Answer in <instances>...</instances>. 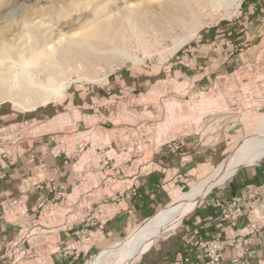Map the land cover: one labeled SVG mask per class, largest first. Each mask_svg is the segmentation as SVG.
Segmentation results:
<instances>
[{
    "label": "rangeland",
    "instance_id": "1",
    "mask_svg": "<svg viewBox=\"0 0 264 264\" xmlns=\"http://www.w3.org/2000/svg\"><path fill=\"white\" fill-rule=\"evenodd\" d=\"M163 1L0 0V28L10 39L23 20L38 14L51 19L61 8L74 22L94 18L99 8L103 18H116L118 7L147 6L140 16L144 30L127 38L124 54L102 47L109 57L93 64L91 76L71 66L62 95L37 99L29 108L0 97V178L19 159L36 160L27 189L44 183L47 190L21 210V237L10 241L9 251L11 261L20 259L16 264L38 262L28 245L44 235H52L57 255L73 247L81 264H134L243 168L264 159L248 149L264 123V0H194L189 6L200 16L199 30ZM242 22L249 25L243 29ZM78 28L55 25L53 34L77 39ZM229 161L237 172L212 186ZM196 197L173 229L159 232L142 252L130 251L142 233L158 227L153 221L160 230L170 227ZM15 218L8 213V220ZM65 233L68 244L61 245ZM23 242L32 260L26 263L15 253Z\"/></svg>",
    "mask_w": 264,
    "mask_h": 264
},
{
    "label": "bare ground",
    "instance_id": "2",
    "mask_svg": "<svg viewBox=\"0 0 264 264\" xmlns=\"http://www.w3.org/2000/svg\"><path fill=\"white\" fill-rule=\"evenodd\" d=\"M16 1L19 3L24 0ZM25 1L26 4L30 2V0ZM129 1L127 0V2ZM173 1L164 0L162 7L165 6L173 11L176 18L190 21L192 26L195 27L194 29L199 30L200 16L190 10L189 6L190 2L194 0H180L181 3L178 6H174ZM133 5V3L130 5L133 7L131 11L119 10V7H116L115 10L119 11L116 18L115 16L103 18L101 14L103 15L105 12L104 8L97 9L94 18L86 20L81 18L79 21L74 22H71L74 19L73 15H68L67 11L62 8L51 19L44 18L46 17L44 14L33 15L29 19H25L26 21L23 20L22 30L14 35L13 39L4 34V28H0V97L6 96V99L8 96L24 108L32 107L37 99L46 100L49 96L63 94L64 90L69 87L70 82L62 84L61 82L71 75L69 72L71 66L80 65L86 69L84 74L91 76L93 64L97 60L109 57V55L101 53L102 47L112 46L116 53L123 55L122 50L127 38L134 36L140 30H144V23L140 20V16L147 6L140 8L139 5ZM233 6L238 9L240 4L235 3ZM65 17L68 20L62 22ZM55 18L58 20H55ZM38 19L39 22L33 23L34 20ZM132 23L134 26H132ZM77 24L80 28L77 39L69 37L67 33L63 34V36L65 35L64 39L57 40L58 38H55L56 36L53 34L55 25L62 28H71ZM35 72L44 73L45 80L40 79L37 81L34 77ZM252 142L248 149L257 150L263 155L264 123L258 129L257 136ZM238 167L232 161L227 162L214 176L211 185L229 179L237 172ZM211 185L206 188V191L211 188ZM200 198L192 199L180 212L179 216L172 220L173 225L164 230H162L163 228L159 229L161 223L158 220L153 221L152 224L158 227L153 230L150 228L148 232L142 233L139 238V246L132 247L130 251L135 254L148 248L159 232L173 229L180 223L186 212L190 208L192 209Z\"/></svg>",
    "mask_w": 264,
    "mask_h": 264
},
{
    "label": "crops",
    "instance_id": "3",
    "mask_svg": "<svg viewBox=\"0 0 264 264\" xmlns=\"http://www.w3.org/2000/svg\"><path fill=\"white\" fill-rule=\"evenodd\" d=\"M250 14L253 13L249 10L246 16ZM248 25L242 22L243 29L244 26ZM49 162L52 168L55 161L52 159ZM36 164V160L19 159L18 164L6 169L5 175L0 178V264H11V260H7V255L9 256L10 254L8 244L10 241L21 237L20 228L22 226L19 220L21 210L25 209L26 206L31 207L35 204L37 195L40 194L39 196H42L44 191L47 192L44 183L41 184L43 187L29 184V189H27L26 181L31 179L29 177L30 173L32 174ZM248 184L264 185V159L243 168L223 191L219 192L217 196L203 207L184 218L177 231L159 239L134 264H207L208 259H199L198 255L208 242L214 238L222 240L232 239L244 225V221L236 224L232 220L221 222V210L218 203L235 197ZM139 201L141 204L143 203V201ZM8 213L17 216V218L12 221L8 220ZM51 236H40L39 240H37L38 243H34V246L29 243L30 249L33 248L34 257L32 260L38 261L36 264H81L80 261H75V257H73V247L65 249L64 254L60 253L57 255L56 251L53 252L52 250L56 246L55 243L50 242ZM67 237L70 236L65 233V241L61 245L64 243L68 244ZM248 249L254 252L252 263H255L258 258L264 257V230L251 239ZM235 255L236 251L234 249H227V260L224 264H231L230 260ZM79 257H82V260L84 259V255L76 256V258ZM32 260L27 258L23 262L26 263ZM40 260H44V263Z\"/></svg>",
    "mask_w": 264,
    "mask_h": 264
},
{
    "label": "built area",
    "instance_id": "4",
    "mask_svg": "<svg viewBox=\"0 0 264 264\" xmlns=\"http://www.w3.org/2000/svg\"><path fill=\"white\" fill-rule=\"evenodd\" d=\"M218 206L221 210V222L232 220L236 224L244 221V225L232 239H211L198 258L208 259L207 264H224L227 260L226 251L232 248L236 251V255L230 260L231 264H264V257L258 258L255 263H252L254 252L248 249L251 239L264 230V185L248 184L238 195L218 203ZM24 245L25 242L18 247L15 253L19 254L21 258L26 257L25 259H27L28 254ZM11 246H14L13 242L8 244L9 248ZM14 258L15 260H12L11 264L20 260L16 256ZM8 259L11 260L7 255Z\"/></svg>",
    "mask_w": 264,
    "mask_h": 264
}]
</instances>
